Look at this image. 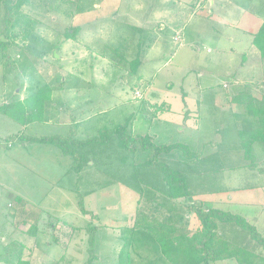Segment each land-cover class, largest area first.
Wrapping results in <instances>:
<instances>
[{"label":"rangeland","instance_id":"obj_1","mask_svg":"<svg viewBox=\"0 0 264 264\" xmlns=\"http://www.w3.org/2000/svg\"><path fill=\"white\" fill-rule=\"evenodd\" d=\"M8 11L7 27L0 3V36L5 33L12 45L6 59L0 51V264H14V239L32 264H84L91 251L95 264L115 260L116 242L128 234L135 212L150 213L156 206L146 190L138 205L145 186L135 182L134 171L120 170L112 178L113 160L95 158L80 173L58 146L22 138L82 140L127 125L134 136L157 134V144H186L203 158L214 147L228 152L229 159L218 157L219 165L208 170L217 191L230 182L239 185L250 172H264V142L242 151L241 158L239 150L231 151L241 142L239 102L248 94L264 98V59L253 45L264 23V0H30ZM67 31L75 38L66 39ZM142 39L151 43L147 52ZM45 83L54 92L45 112L38 113L30 97ZM27 97L30 112L13 103ZM114 148L111 155L118 159L122 151ZM132 160L128 156L130 165ZM259 190L249 193L259 207L225 203L220 193L207 203L258 217L252 224L264 237V189ZM198 194L173 203L158 196L159 214L181 226L187 217L193 232L198 222L186 206L204 199ZM81 199L88 214L81 211ZM20 200L29 204L23 211ZM35 220L37 238L17 228ZM90 227L94 245L88 243Z\"/></svg>","mask_w":264,"mask_h":264},{"label":"trees","instance_id":"obj_2","mask_svg":"<svg viewBox=\"0 0 264 264\" xmlns=\"http://www.w3.org/2000/svg\"><path fill=\"white\" fill-rule=\"evenodd\" d=\"M29 1L0 0L6 9L7 27L11 23V15L8 9L12 7L19 10ZM3 36L6 41L1 40ZM72 38H75V33L67 31L66 39ZM141 41L143 46L148 48L151 46V43L145 44V39ZM253 45L264 59V23L259 32L254 35ZM11 46L9 38L3 33L0 36V51L5 52V59ZM53 48L55 51L58 49ZM55 51H53L54 59ZM145 51L147 52L148 49H144ZM48 54L49 50H46L43 56ZM53 92L54 88L51 84L45 83L31 95L30 98L34 100L32 106L39 107L38 113L45 112V103L51 101ZM30 98L27 97L26 100H23L25 105L20 100L13 103L14 105L16 103L23 105L25 109H28L26 111L30 112L31 107L27 104V100ZM239 98L242 96H236L234 99L240 100ZM239 103L244 105L243 115L236 114V120L241 121L237 127V134H239L241 142L239 147H234V150L250 153L255 143L264 142V98L259 100L257 96L248 94L244 102ZM32 111L37 112L36 109H32ZM11 113L6 112V114ZM28 139L31 142L58 146L62 154L74 161V169L80 173L83 168L89 167V162L95 158L102 157L105 163L113 160L116 168L113 170L115 172L112 173V178H118L119 175L117 174L120 170L122 173L126 170H132L135 173V182L138 181L140 186H145V188L139 189L138 205L142 203L141 199L145 190L146 196L150 197L149 200L153 202L151 205L156 204V206L149 207L152 211L150 213L146 211L147 209L135 212L134 224L127 226L128 234L116 242L119 251H117L115 260H107L109 262L105 263L100 261V264H229L230 262L264 264V237L254 224L241 215L211 207L205 201L189 207L186 206L187 213L194 211L198 222L192 232L189 229L187 217L185 219L187 224L181 226L174 224L170 218L159 214L158 196L162 197L165 203H173L190 199L196 191L203 192L198 194L199 196L207 192H222L213 188L212 181L210 184L206 182L208 177L213 180L208 173V167L214 164V159L211 156L203 158L200 152L191 150L186 144L159 145L150 134L134 136L128 133L127 125L117 126L113 129L105 128L97 136L82 140H77L71 135H55L22 138V141ZM114 139L118 140L117 145L116 142L114 143ZM114 147L122 151L119 153L118 159L111 155L110 150H115ZM176 151L182 154V160L170 158L171 154ZM130 155L133 156L132 165L128 163V156ZM108 158L109 160H107ZM261 164H264V161ZM196 165L202 166L203 171L200 172ZM108 167L110 168V165ZM19 203L22 206V211L29 205L21 200ZM80 208L83 214L89 213L82 199L80 200ZM35 221L36 223L29 224L21 221L17 228L27 237L37 238L40 230L37 220ZM21 224L27 225V228L25 230L20 229ZM94 229L95 227L87 229L89 245H94V240L91 237L94 234ZM240 236H242V242L238 243ZM11 245L13 251H10L12 255L10 258L14 260V264H32L31 260L25 259L23 253L19 252L18 247L23 246L20 240L14 239ZM113 255L115 257V254ZM96 259L94 252L91 251L84 264H95Z\"/></svg>","mask_w":264,"mask_h":264},{"label":"crops","instance_id":"obj_3","mask_svg":"<svg viewBox=\"0 0 264 264\" xmlns=\"http://www.w3.org/2000/svg\"><path fill=\"white\" fill-rule=\"evenodd\" d=\"M149 49H151V46H149L148 50ZM70 115H72V113ZM233 116L235 117V114H233ZM223 130H226V129H223ZM150 135L154 138V140L156 142V139H158L157 134L151 133ZM236 146H238V145H235V147ZM226 149L227 148H225V150ZM231 151L234 152L235 150H231ZM217 152L218 151H216V149L214 147V149L212 151H210L207 155L208 157L211 156L214 159L213 160L214 164H218V160H217L218 157H220L221 160L222 159L225 160V159L230 158V155L228 154V152L227 153H225L224 151L221 153H219V152L217 153ZM242 153L243 152L241 150H239V152L237 153L239 155V158H241V156H244ZM207 156H205V157H207ZM170 158L173 160H182L183 159L182 154L178 151L172 153ZM231 161H233L232 158H231ZM263 161H264V159L261 160L260 162H263ZM248 167L252 168L253 166H248ZM208 170H210V167H208ZM250 173H251L250 178L247 177L249 175L248 174L246 177L239 179V181H240L239 185H234L233 183L230 182L229 185L225 187L223 192H219L221 194V196L224 195L225 203L231 204V203H234L236 201V204H239V205L244 206V207H246V206H252L254 208L257 206L259 207V205H258L259 203L251 200V198L249 197V195H250L249 193L251 192L253 194H257V192L260 191L259 188L264 189V187H263L264 182L262 181L263 182L262 183L261 181H259L261 178H264V172L259 171V172H255V173L254 172H250ZM251 175H253V176L251 177ZM251 178H253V179H251ZM243 179H244V181H242ZM211 181H212V179H209V177L206 179L207 184H210ZM257 181H259V183H256ZM199 192L203 193L202 191H199ZM234 194H239L240 197L238 196V199L234 200V196H233ZM218 195L219 194L216 191H214V193L213 192L212 193L207 192L203 195L204 199L202 201L209 202L212 199H214V197H216ZM200 196H202V195H200ZM243 217H245L251 223H253L252 221L258 222V217H254L253 219L248 217V215H244Z\"/></svg>","mask_w":264,"mask_h":264},{"label":"built area","instance_id":"obj_4","mask_svg":"<svg viewBox=\"0 0 264 264\" xmlns=\"http://www.w3.org/2000/svg\"><path fill=\"white\" fill-rule=\"evenodd\" d=\"M176 40H179V37H177Z\"/></svg>","mask_w":264,"mask_h":264}]
</instances>
